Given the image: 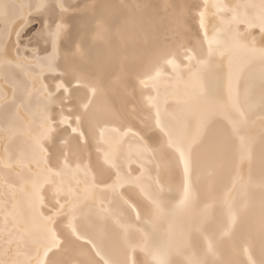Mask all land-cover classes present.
I'll return each instance as SVG.
<instances>
[{"label":"bare ground","instance_id":"obj_1","mask_svg":"<svg viewBox=\"0 0 264 264\" xmlns=\"http://www.w3.org/2000/svg\"><path fill=\"white\" fill-rule=\"evenodd\" d=\"M127 1L92 0L83 9L69 12V29L62 42L67 51L61 55L64 58L59 66L67 67L70 77L76 71L83 72L85 83L95 84L102 91L99 98L104 106L110 102L112 89L116 91L120 112L123 109L124 115L142 124L143 139L160 164L165 192L154 202L155 209L149 203L134 202L135 194L131 191L139 188L129 185L135 181L130 167L134 163L146 165L149 156L138 139L127 136L113 149L109 148L105 164L114 171L128 173L119 181L125 183L123 193L132 205L127 206L116 189L89 191L83 208H77L73 236H85L91 242L67 236L68 253L90 264H169L174 259H182L187 264H209L213 253L219 250L221 253L214 264H236L229 247H237L240 238H248L244 250L249 263L264 264V192L253 191L264 187V183H248L250 170L255 176L264 177V134H253L250 142L247 132L233 131L247 121V114L248 121L253 119L256 124H264V66L247 67L251 61L262 62L264 53L239 51L241 36L245 37L244 27L264 25V0ZM45 2L0 0V24L5 28L4 37L0 36V213L4 223L0 225V264L2 259L8 264H42L48 250L60 240L53 224L54 216L45 218L40 207V186L49 176L48 159H51L42 146V136L52 124L49 113L52 90L48 85L51 75L45 73L58 66L55 61L58 50L54 48L43 59L39 55L27 58L16 48L32 31V28L26 30L34 16L28 13L41 8ZM62 3L63 0H57V4ZM253 8L257 12L252 17L247 10ZM253 38L255 45H262L264 31H254ZM214 40L217 47L210 45ZM74 43L83 48L76 57L69 51ZM182 56L196 60L209 91L181 107L182 111L180 105L172 106L168 115L175 113L179 117L176 123H170L160 119L157 110L148 104L151 89L146 83ZM17 72L22 76V84L14 78ZM253 106L257 108L250 110ZM6 108L12 111L11 120L5 119V115H10L9 111L5 113ZM88 115L84 110L83 133L92 136L98 127L94 115H98ZM212 117L221 118L227 124L210 126ZM91 160L97 163L95 156ZM6 168L12 170L18 181L15 185L19 187L7 183ZM242 180V186L235 190L225 211L230 228L227 233L223 231L224 217L219 210L222 206L203 202L200 193L215 196L218 190L226 188V191L231 183ZM139 184L145 190L146 184ZM21 205L27 208L24 215H21ZM130 212L135 221L127 219ZM9 226L14 229L7 233ZM132 229L140 232V241L135 239L137 233L134 236ZM220 229L217 248L215 236ZM24 232H28L26 237ZM192 232L204 236L212 253L191 246ZM3 234L7 236L4 238ZM29 242H33L32 250L27 247Z\"/></svg>","mask_w":264,"mask_h":264},{"label":"rangeland","instance_id":"obj_2","mask_svg":"<svg viewBox=\"0 0 264 264\" xmlns=\"http://www.w3.org/2000/svg\"><path fill=\"white\" fill-rule=\"evenodd\" d=\"M63 1L64 3L60 5V4H57V0H46V2L41 8L32 9L28 13V15L30 17L32 15L34 16L30 18L29 22L26 25V30H30V28H32V31L30 32L31 34L29 33L28 35L24 36L23 38L24 40L21 41L22 40L21 39L20 43L16 46V48L18 52L25 54V56L27 55L26 56L27 58H30L29 56L31 55H33L31 57H35L39 55L38 57L43 58V59L48 57L53 52L54 48L58 50L57 55L55 57V61L58 66H56L55 70L45 73V75H51L50 77L51 80L50 79L48 80V85L49 87H51L50 89L52 90V93L50 92L52 101L49 105V113L51 112L53 115L50 113V115L52 116V119L50 118V124L52 123L50 127L51 129L48 128L44 136H42V146L46 148L47 150L46 154L48 158H51V159H48V162L50 161V164L48 163L49 170H50L49 176L46 178V180L42 182V185L40 186L41 198H42L40 202V207H41V210H43L42 212L45 213V218H48L50 215L54 216L53 224L56 227L58 234H60L58 238L60 240L57 246H53L48 250V252L46 253V256L42 260V264H90V262H85L82 260L75 259L74 256L68 253V250L65 247V244L67 243V236L72 237L73 233H75L74 225L78 221L76 217L77 208L81 207L79 208V210L83 208L84 206L83 202L87 198L89 191H92V192L96 190L98 191L102 188L116 189L119 193V196L123 198L126 205L127 206L132 205L131 201L123 193L125 192V189H126V188H123V186H125L124 185L125 183H120V181H122L121 179L128 176V173L127 172L121 173L118 170L114 171L110 166H107L105 164V158H106V154L109 152V148L113 149V147L117 145L118 142L124 140L127 136H130L132 138L134 137L138 139V141L141 144H143L146 149V153L149 156L147 164L141 167L140 165L134 163L130 167L131 169L130 171L132 172L131 177L135 179V181L131 182L129 185L131 187L139 188V190L137 191H131L133 194H135L134 202L140 201L144 203H149L153 205L152 208L155 209L154 202H156V200L165 192V188L163 185V181L161 179L160 164L157 158L155 157V155L153 154V152L148 148L145 140L143 139L144 134L141 128L142 124L138 120H133L129 116L124 115L123 109H122V112H120V98L118 94L116 93V91L112 89V91L110 92L111 94L109 95V97L111 96L110 102L109 104L104 106V104L100 102L101 98H99L102 96V93H101L102 91H100V88L95 84L88 82V85H87L85 83V79H84L85 75L83 72L76 71L74 74V77H70L67 73V67L63 69L62 66H59L61 65L59 62L63 60L61 58H64V56L61 57V55L65 54L64 52L67 51V50L64 51V48L62 47L63 46L62 42L66 38L67 31L69 29V23L67 22V14L69 12H74V11L83 9L85 7V3L86 4L92 3V0H85L84 4H80L78 7H76L80 0H69V1L63 0ZM127 3H129V0L127 1ZM71 5L73 8L72 7L69 8V6ZM254 9L255 8H253V10ZM253 10L252 9L247 10L248 14L250 12L249 15H251L252 17L253 15L256 16V13L253 14V12H257L256 9L254 11ZM32 22H34V24ZM255 26L257 27V29H255L256 28ZM259 26L261 25H257L256 23V25L254 26L244 27L245 37L243 36L241 37L242 39L244 38L245 40H242V39L240 40L239 51L248 50V51H253V52L264 53V43H262V45L261 44L255 45L254 43L255 38H253L254 31H257L259 29L264 31V27H263L264 25L261 27ZM0 27H2L0 28V34L2 33L0 36L4 37L3 33L5 32L4 31L5 28L1 24H0ZM250 31L252 34H250ZM92 34L94 35L95 33H92ZM48 36H49V40H48ZM25 40L26 42L24 43ZM216 44L217 43L215 40L210 42V45H213L214 47H217ZM46 50H47V53H46ZM81 50H83L82 46L79 43H74L73 46L71 47V50L69 51L72 56H74L75 54V57H76L77 56L76 54H80ZM21 53H19V55H21ZM66 55H67V52H66ZM224 62L227 63V60ZM257 66H264V58L262 62L261 61H257V62L251 61L247 67L252 68V67H257ZM14 78L18 81L19 84L23 83L22 76L18 72L15 73ZM149 79L147 81L148 84L146 83L147 87H150L149 89H151L150 94L148 96L149 97L148 104L157 110L160 119L165 118L170 123L172 122L176 123V120L179 116L178 114H175V113H173L172 115H168L167 111H170L173 107L179 106V105H180L179 106L180 111H182L183 108L181 107L188 106L189 103L194 98L201 96L203 94H207L209 91L206 83L203 81L202 75L200 74L196 60L188 56H182L180 59H176L175 61L169 63L166 66L164 72L160 76L152 75V77H150ZM159 88L161 89L159 90ZM53 97H54V100H53ZM55 97H57L58 99ZM81 97L84 99H80ZM55 101H57V103ZM7 104H9L8 101H7ZM98 106L100 107L102 106V107L98 108ZM254 107L257 108V106H253L250 108V110H252ZM9 109L6 108V111H5V113L9 111L8 113L10 114L9 117L5 115L6 118L5 117L4 118L7 120H9L12 116V111ZM98 109H101V110L99 111ZM84 110L85 112H87V115L88 113L89 115L90 114L98 115V116L94 115V117L97 120L98 127L95 130V132L92 134V136H87L83 133L84 124H83L82 113ZM95 112H97L98 114ZM247 117H248V114H247ZM247 117L246 119L248 121L249 117L248 118ZM211 119L213 120L209 123L210 126L214 123L227 124L225 120H222L221 118H218V117H212ZM244 121L243 123L240 122L242 123V125L240 124L239 127L242 129H240L237 126H236V129L235 128L233 129V125H232L230 126V128L232 127L231 130L233 129V131H235V133H238V134H243V133L245 134L247 132L248 141H250V139L257 133L260 135L264 134V124L259 125L257 123L258 124L257 126L256 122L253 119L249 120L248 122L247 121L244 122ZM105 145L107 147H104ZM93 156L97 158L98 164L91 160V157ZM102 169L103 171L100 173ZM6 171H8L6 174L7 183H9V185H12L16 188L19 187L18 185H15L17 184L18 181L13 176L11 172L12 170L10 168H6ZM250 171L248 175L250 178L249 179L250 181L248 183H258V181L259 183H264L263 181L264 177H257L252 173V171L250 173ZM59 172L61 173L59 174ZM243 172H244V169H241L240 173H243ZM101 175H106V176L102 177ZM86 181L88 182V184ZM140 182H143L144 185L146 184L145 190H143V188L140 189L141 188L139 184ZM242 182L243 180L239 181V183H231L228 190L225 191L226 188H223L222 190L220 189L218 190L219 194H216L215 196H208L204 194L203 191H201L200 193L201 196H203L202 197L203 202H211L215 204L218 203V205L222 206L221 209L219 210L223 214V217H224L223 231L225 232L227 230V233L230 232V228H229V225L227 226L228 219L226 216L227 214L225 215L226 213L225 211L227 209V206L231 198L233 197L235 193V190L242 186L241 184ZM65 184L67 187L65 186ZM68 185H70V188L68 187ZM243 188L245 190L249 189L244 186ZM205 190H206V187H205ZM257 190L264 192V187L260 189L255 188L253 191L256 192ZM225 193H227L228 195L226 196ZM5 197L8 199L7 200L8 202L6 203H9V200H10L9 197L7 195ZM221 199L223 201H221ZM22 205L20 207L23 210L21 215H24L27 208L25 207V205L24 206ZM83 211L85 210L83 209ZM1 215L2 213H0V225L4 224L1 219ZM126 217L129 220L135 221V218L131 216V212L128 213ZM237 218L236 220H234V222L237 221ZM13 229L14 227L9 226L6 229V231L8 230L7 231L8 233L12 231ZM131 232L132 233L135 232L133 233L134 236L137 233L138 237L136 236L135 239L137 241L138 240L140 241V238H141L140 232L137 229H132ZM220 234H221V229L218 231L217 235L215 236L216 237L215 242H216L217 248L220 244L219 242ZM27 235H28V232L23 233V237H26ZM6 236H7L6 234H3L4 238ZM73 238H76V239L78 238V241H82V242L84 239V242L89 243V244L91 242V240L85 236H78L74 234ZM190 240H191L190 241L191 246H193L194 248H197L199 251L202 250L204 253H207V252L209 254L212 253L209 246H207L206 244L204 236L201 233L199 232L190 233ZM247 242H248V238H244V239L240 238V242L238 243L236 242L238 245L237 247H233V245L229 247L231 253L235 255L234 257L236 259V264H250L247 258L246 250H244ZM27 247L29 248V250H32L33 242H29ZM137 247L138 246H136V248ZM139 249L140 248H138V250ZM220 253L221 252L219 250L213 253V256L211 260L209 261V264L216 263L218 259V254ZM29 256H32V254H30ZM51 260H53V262ZM7 262H6V259L1 260V264H8L9 262L8 263ZM169 264H187V263L186 261L182 259H174V260H171Z\"/></svg>","mask_w":264,"mask_h":264}]
</instances>
